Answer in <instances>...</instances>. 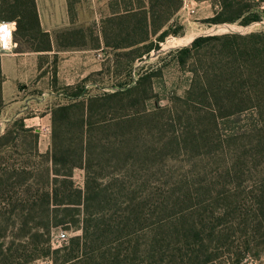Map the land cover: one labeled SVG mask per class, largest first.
Listing matches in <instances>:
<instances>
[{"label":"rangeland","instance_id":"1","mask_svg":"<svg viewBox=\"0 0 264 264\" xmlns=\"http://www.w3.org/2000/svg\"><path fill=\"white\" fill-rule=\"evenodd\" d=\"M68 1L71 19L83 32L81 38L80 31L74 30L73 42L75 45L88 43L93 48L99 36L101 50L90 53L99 55L98 64L102 70L91 75L86 87L75 86L67 90V94H80L81 101L85 102L123 87L117 99L105 101L102 109L93 112L91 116L95 126L85 136L90 138V145L96 149L94 163L102 169L96 168V173L118 171L117 177L97 178L102 183L101 187L107 190V194L103 193L101 210L109 215L137 211L139 220L130 223L135 232V260L128 263L181 264L180 255L185 254L181 248H185V244L189 243L191 250L199 251L193 230L200 221L204 222L205 236L215 227L221 228L224 222L231 233L233 225L229 221L233 219L226 213L238 203L246 205L248 197L243 195L246 189L264 181V109L216 118L218 114L213 109L200 106L194 99L188 100L185 93L193 77L191 71H198L200 66L198 58L194 57L181 67L177 53L201 36L264 32V19L247 26L241 25L244 21L241 18L231 24L207 25L203 21L211 18L217 7L208 1L183 0L173 17L171 32L176 34L171 33L156 43L149 54L136 59V54L143 49L140 46L124 47L143 38L142 17L131 18V24L122 19L121 22H126L127 32L102 27L109 25L108 20L102 19H114L110 14L123 5V0ZM6 2L0 0V12L4 14L8 13L9 4ZM142 3L145 0H133L134 6ZM261 5L264 8V1ZM163 20L154 19V28ZM118 22L120 19L113 20L114 26L117 27ZM135 22L136 31L134 28L130 30L128 27ZM28 29V33H20L18 37L14 34L13 39L26 41L34 37L40 40L35 36L34 25L29 24ZM185 38L192 40L184 42ZM74 48L76 50L77 47ZM33 112L28 110L24 115L29 118ZM74 114L69 122L56 125L57 144L70 148L78 145L82 130L76 119L80 112ZM12 123L10 121L7 125L10 130ZM43 125L38 133L40 154L48 152L51 144L50 122L45 126V121ZM12 145H16L19 152H29L34 148L32 140L22 134L15 144L9 143V147L4 149L6 155L13 151ZM113 150H117L118 157L112 162L107 161ZM28 160L37 165L34 175L42 176L46 163L37 157ZM73 182L83 188L82 170L73 171ZM124 210L127 211L123 213ZM154 223L163 228L157 230ZM21 229L20 226L9 228L1 235L0 243L7 255H13L6 250L12 245L23 247V252L14 253L12 258L16 259L18 255H24L21 259L37 257L30 264H52L55 257L63 255V252L58 255L52 252L67 247L69 240L80 234L63 227L52 229L49 234L45 229H31L29 232ZM155 233L165 237V241L158 245L153 239ZM62 234L64 238H61ZM218 237L214 234L204 240L203 244L208 245L211 254L215 253V248L219 249L216 245ZM47 243L51 247L49 254ZM232 245V248H220L219 252H225V255L213 264H234L242 248L237 239ZM249 246L251 252L245 254L239 264H264V239L256 238Z\"/></svg>","mask_w":264,"mask_h":264},{"label":"trees","instance_id":"2","mask_svg":"<svg viewBox=\"0 0 264 264\" xmlns=\"http://www.w3.org/2000/svg\"><path fill=\"white\" fill-rule=\"evenodd\" d=\"M127 1L124 3L123 0V5L119 8L116 6L117 9L110 14V18L120 19L117 25L120 26L119 32L123 33L127 32L126 22L130 23L131 18L137 15L142 17L143 38L124 47L132 49L140 46L143 51L136 54V59H140L142 55L149 54L156 43L163 41L172 33L173 17L180 10L183 0H145V3L139 6H134L133 0ZM191 1L196 3L208 1L217 7L213 16L203 21L207 25L231 24L241 18L244 19L241 25L247 26L264 19V8L261 5L264 0ZM6 3L9 4L8 13L4 14L1 11L0 20L15 22L16 35L28 33L29 24L34 25L35 36H39V41L43 42L45 35H39L34 0H7ZM67 10L71 19L69 1H67ZM122 19L127 21L121 22ZM154 19L164 20L154 28ZM111 24H113L112 20L109 21V25ZM136 24L135 22L128 28L130 30L134 28L136 31ZM151 37L154 40H150ZM194 57L198 58L200 67L198 71L195 69L191 71L193 77L185 93L188 100L194 99L200 106L213 109V112L218 114L216 118L264 109L263 31L246 35L197 37L176 56L181 67ZM198 72L199 74L201 72V75ZM1 82L0 72V87ZM121 89L123 87L119 86L110 94L89 98L85 102L81 101L80 94L69 95L71 99L68 104L53 108L50 111L51 144L48 152L44 154L38 152L39 134L33 128H26L23 119L14 120L11 130L6 127L3 135L0 136V240L1 235L9 228L18 226L25 232L31 229H45L48 234L52 229L63 227L65 230L78 231L80 234L71 238L67 247L52 252L55 255L63 252L61 258L55 257L52 260V264H131L128 262L135 260V232L130 227V223L139 220L138 213L127 209L123 213L126 211L128 213L109 215L101 210L103 193L107 194V190L101 187L102 183L97 178L117 177L118 171L110 170L97 174L95 169L101 168L94 163L96 149L90 145V138H85L95 126L91 116L93 112L102 109L105 101L117 99ZM2 107L0 97V111ZM75 112H80L76 124L82 130L78 145L70 148L57 144L56 125L58 122L67 123L72 120ZM21 134L27 135L32 140L34 148L29 152H19L16 150V145H12L13 151L10 155H6L4 149L9 147V143L15 144ZM118 155L117 150L111 151V157L107 161H114ZM31 157L40 158L46 163L47 167L42 176L34 175L37 165L28 160ZM75 169L84 172L82 189L73 182ZM243 195L248 197L247 204L238 203L226 213L233 219L229 221L230 225H233L231 233L224 222L221 228L215 227L210 230L208 236H205L204 222L201 220L200 225L193 230L195 232L193 238L199 251L191 250L189 243L185 244V248H181L185 254L179 253L181 264H213L217 258L225 255V252L221 254L219 249L223 246L232 248L235 239L240 242L242 248L239 257L234 260V264H239L241 258L251 252L249 245L256 238L264 239V181L256 187L246 189ZM211 215L212 213L209 216ZM213 216L211 218H214ZM154 225L158 226L157 230L163 228L157 223ZM179 234L189 236V234ZM214 234L219 236L216 239L219 249L215 248V253L211 254L208 252V245L203 243ZM153 239L158 245L165 241V237L158 233H155ZM50 249L47 243L48 254ZM6 250L14 255L23 252V247L12 245ZM226 253L229 254L227 251ZM13 255L3 252V245L0 243V264H30L37 258L32 256L21 259L24 255H18L14 259Z\"/></svg>","mask_w":264,"mask_h":264},{"label":"crops","instance_id":"3","mask_svg":"<svg viewBox=\"0 0 264 264\" xmlns=\"http://www.w3.org/2000/svg\"><path fill=\"white\" fill-rule=\"evenodd\" d=\"M67 1L34 0L39 35H45L43 42L34 38H27L26 41L13 39L9 49L0 51V97L3 104L0 111V136L8 123L16 119H23L26 128H33L40 134L44 122L45 126L50 122V111L70 102L67 90L75 86L86 87L91 75L102 70L98 64L99 55L90 53L101 50L99 36L93 48L88 43L75 45L73 42L74 30L80 31L81 38L83 32L75 20L70 19ZM10 22L0 20V26ZM102 27L120 29L119 25L116 27L114 24ZM74 47H77L76 50ZM91 62L94 64L92 70ZM28 110H34L29 118L24 115ZM29 121L36 122L28 125ZM39 146L38 142V150Z\"/></svg>","mask_w":264,"mask_h":264},{"label":"built area","instance_id":"4","mask_svg":"<svg viewBox=\"0 0 264 264\" xmlns=\"http://www.w3.org/2000/svg\"><path fill=\"white\" fill-rule=\"evenodd\" d=\"M3 29V30H2ZM0 51L9 49L12 45L13 33L16 30V23L10 22L0 26ZM9 41V42H8ZM64 238V235H61Z\"/></svg>","mask_w":264,"mask_h":264},{"label":"bare ground","instance_id":"5","mask_svg":"<svg viewBox=\"0 0 264 264\" xmlns=\"http://www.w3.org/2000/svg\"><path fill=\"white\" fill-rule=\"evenodd\" d=\"M192 39H186L184 40V42H190ZM9 42V41H8ZM169 44V43H168ZM168 48V47H167Z\"/></svg>","mask_w":264,"mask_h":264}]
</instances>
